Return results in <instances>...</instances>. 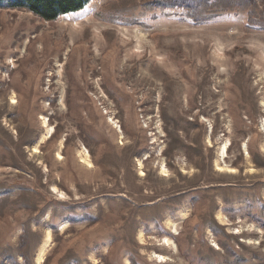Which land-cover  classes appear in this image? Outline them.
I'll return each mask as SVG.
<instances>
[{
  "label": "rangeland",
  "instance_id": "rangeland-1",
  "mask_svg": "<svg viewBox=\"0 0 264 264\" xmlns=\"http://www.w3.org/2000/svg\"><path fill=\"white\" fill-rule=\"evenodd\" d=\"M43 249V264H264V0L0 9V264Z\"/></svg>",
  "mask_w": 264,
  "mask_h": 264
},
{
  "label": "trees",
  "instance_id": "trees-1",
  "mask_svg": "<svg viewBox=\"0 0 264 264\" xmlns=\"http://www.w3.org/2000/svg\"><path fill=\"white\" fill-rule=\"evenodd\" d=\"M91 0H0V9L26 10L51 22L82 11Z\"/></svg>",
  "mask_w": 264,
  "mask_h": 264
},
{
  "label": "bare ground",
  "instance_id": "bare-ground-1",
  "mask_svg": "<svg viewBox=\"0 0 264 264\" xmlns=\"http://www.w3.org/2000/svg\"><path fill=\"white\" fill-rule=\"evenodd\" d=\"M60 50V49H59ZM221 61V60H220ZM221 63H223V62H221ZM105 66H106V71H107V64L105 63ZM144 66V65H143ZM148 70V72L149 73H152V75H153V78H154V80H155V82H157V83H161L162 84V86L164 87V88H170V86H167L166 85V81L164 80V74L163 73H160L161 71H158V70H154V68L153 67H151V68H149V69H147ZM147 72V71H146ZM180 80L178 81V83L179 84H182V86L180 87L179 86V88H177V90H175V93H176V95H175V104L176 105H179L180 103H181V97H182V95H184V94H188L189 93V90H188V88H187V85L186 86H184L183 85V81L182 80H186L185 81V83L187 82V77L186 76H184V73L183 72H181L180 73ZM193 80V79H192ZM198 84V83H197ZM199 85V84H198ZM188 101H189V103L191 104V101H190V99H187ZM46 123V122H45ZM53 130L52 129H50L49 131H48V134H47V136H46V138H50L52 135H53ZM228 149H229V145L228 144H224L222 147H221V149H220V151H219V156H220V159H225L226 157H227V154H228ZM59 157L61 158V155H59ZM86 161L87 162H89L90 163V158H89V155L86 157ZM91 164V163H90ZM219 169H220V166H219ZM220 170H223V169H220ZM163 172H164V174L166 173V172H168L167 171V169H166V167H163ZM166 175V174H165ZM174 226V225H173ZM142 235L143 234H141V237H142ZM50 235L47 237V241L49 242L50 241ZM171 242H173L172 240H170V239H165V241L164 242H161V246L162 247H164V248H173V249H175V246L171 243ZM44 249L41 251V254L39 255V258H38V264H43V262H44ZM157 254V255H156ZM156 254H154V255H151V258L152 259H157V261H158V263H160V264H168V261H170L169 259H167V258H165V257H163V255H159L158 253H156Z\"/></svg>",
  "mask_w": 264,
  "mask_h": 264
}]
</instances>
